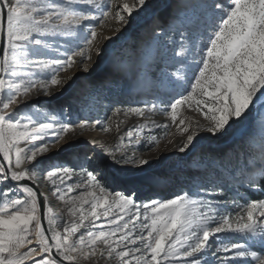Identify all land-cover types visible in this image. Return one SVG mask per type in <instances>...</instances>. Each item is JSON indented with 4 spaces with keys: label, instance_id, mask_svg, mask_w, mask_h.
Returning <instances> with one entry per match:
<instances>
[{
    "label": "snow or ice",
    "instance_id": "6c2138e0",
    "mask_svg": "<svg viewBox=\"0 0 264 264\" xmlns=\"http://www.w3.org/2000/svg\"><path fill=\"white\" fill-rule=\"evenodd\" d=\"M109 2L0 0V264H75L78 257L93 255L99 244L101 256L107 253L116 264H264V198L249 200L236 192L245 202L231 201L239 209L234 217L223 211L229 202L217 199L229 183L264 193V121L258 138L246 137L239 150L234 147L222 157L206 154V172L211 169L223 182L205 179L195 191L171 198H153L149 187L142 192L147 199L140 201L137 192L162 179L150 170L151 160L126 153L117 157V148L107 150L95 140L79 145L65 134L108 127L98 119L73 118L71 105L49 109L23 99L32 89L37 96L54 98L73 79L60 72L77 64L88 71L85 61L97 37L91 22L107 19L103 8ZM193 7L202 24L196 33L164 27L153 17L150 46L157 72L150 75L168 89V99L151 107L170 110L173 122L181 105H194L202 114L206 126L179 121L186 138L176 149L192 154L199 166L200 154L193 153L201 131L224 142L264 116V0H199ZM152 8V0H125L115 16L130 24ZM176 63L184 65L183 71L169 72ZM52 86L59 93L50 91ZM11 105L15 108L6 111ZM146 107L127 112L143 116ZM132 138L129 130L127 139ZM240 152L246 159L237 176L230 165ZM50 153L63 158L53 160ZM129 163L137 166L125 168ZM41 178L76 219L54 217L48 197L25 182ZM236 237L243 242L229 243Z\"/></svg>",
    "mask_w": 264,
    "mask_h": 264
},
{
    "label": "rangeland",
    "instance_id": "374dc122",
    "mask_svg": "<svg viewBox=\"0 0 264 264\" xmlns=\"http://www.w3.org/2000/svg\"><path fill=\"white\" fill-rule=\"evenodd\" d=\"M189 1L190 0H161L157 3L154 2L152 3L153 8L151 9L149 14L136 17L130 24H125L123 22L120 24L116 19L115 13L118 10L119 6H122L125 0H110L108 5L103 8V10L108 12L109 14L107 19L103 23L97 21H93L91 23L95 26L97 37H113L111 40L114 42L125 39L124 43L119 44L114 53L112 55L109 54V57H101L102 62H94L92 59L94 50H90L89 55L91 56V59L85 61L89 66L87 72L83 71V65L80 64L74 65L69 70L60 72L59 75L61 77H73V79L69 81L70 87H68L63 92V94H61L64 97L60 98L59 101L61 102L56 104L53 108H49V106L48 108L60 109L71 105L70 110L73 118L86 116V119L89 120L98 119L101 121H106L108 119L109 121H112L115 119V114H113L112 112L117 111L121 107L124 114L130 113L127 112V109L134 107L135 104L133 105L129 102V100L136 101V98L138 96H146V99H158V102H156V104L159 103L160 99L167 100L168 89L163 88L164 91L156 90L158 89V84L154 83L155 77L152 75L151 79L148 80L149 83L153 84V89H151L150 91H130L128 88L129 84H131L133 81L142 83L143 73L157 72V69H154V63L149 61L153 59L154 45L150 46L151 32L152 28L154 27L153 17H159V23L164 27H168L170 24L174 26V22L176 20L175 17L178 14L180 8H183L184 3ZM103 2L104 0H101L102 5ZM127 2L131 3V0H127ZM171 3H173L172 8H170ZM179 3L181 7L179 6ZM175 25V27H180V22H175ZM199 26H201V22H199V24L194 23V27L189 30H193L192 32L195 33L197 31L196 28ZM117 29H119L120 31L117 32ZM85 31H87V29H85ZM156 31L159 32V28H157ZM175 38L179 40L178 36ZM96 41L98 42L99 38L96 39ZM106 46L107 48H109L108 50H111V44L108 43L106 44ZM106 58L108 60H106ZM196 59L198 60L199 57H197ZM104 62H108L106 66H101L98 70L93 71L96 64L102 65ZM119 69L122 71L121 77L116 76L115 74V72ZM135 71L137 72L136 77L133 76ZM168 71H175V67L169 68ZM50 91L59 93V89L55 86H52L50 88ZM156 92L157 94H159L156 95ZM33 95H37V93ZM31 99H35L33 103L39 102V100L43 99L54 100V98L48 97L43 93H40L39 96L28 98L29 101ZM191 108L196 112H199L198 110H196L194 105H192ZM155 110L156 117L162 119L163 116H165H161L160 108H155ZM200 115L202 114L200 113ZM201 117L203 122L204 118L203 116ZM198 119L201 121L199 116ZM128 120H131L130 116L125 117V121H127L126 124L124 121L123 123L113 126V129L119 132L118 136L112 141L113 146L111 147L112 149H118L115 152V155L117 157H119L122 153H126L129 158L135 157L137 154L141 153L146 155L151 152V150H153L151 146H148L151 144V142H149L150 139L151 141L154 139H158V142L163 140L166 129L163 127L164 124L161 123V127L152 126L150 128L151 131L146 135V137H144L141 142L136 143L134 140V129L130 127L128 128ZM262 121H264V119L259 118L256 121L255 125H252V127L246 130V132L239 133V137L232 141L227 140L224 142H218L216 140H213L209 135L202 136L200 144L197 146L193 153L200 154L201 159L198 167H204L202 172H198L199 168L196 167V164L192 163V154L184 155L176 151L178 146V144H174V142L177 140L176 137L172 141L173 146H171L169 149L158 147L157 157H159V159H156L152 162L150 170L155 175L162 177V179L152 183L151 185H146L144 186V188L138 191V200L143 201L147 199V197L143 195L142 192L147 191L149 187L152 190L153 198H156L157 196H160L162 198H171L172 195L179 194L181 191H195L197 189V186L200 185L202 181H205V179H215L218 183L223 182V180L219 179L215 173L211 172V169H208V171L206 172L205 167L209 163V161L205 158L206 154L210 152L214 156L222 157L225 152H230V150L234 147L239 150L241 142L246 137H249L251 135L258 138L259 125ZM129 130L133 132V138L131 141L127 139V133ZM102 132L106 131L102 130ZM101 145H103L105 149L110 150L108 142L107 144L104 143ZM123 146L124 149L121 150ZM62 158L63 154L51 157V159L53 160H60ZM245 159L246 157L243 152H240L239 157L235 155L232 156V164L230 165V167H236L235 174L237 176L239 175L240 170L244 167ZM69 166L71 167L72 165L69 163ZM136 166V164L129 163L125 165V168L132 169ZM38 181L40 183L42 192L50 198L48 206L53 207L54 213H58L55 217L57 219H63V216H65L66 220L67 218H70L71 220L76 219V217L70 216V214L67 212V205L64 203V201L58 200L56 196L52 194L50 183L43 178L39 179ZM74 181L80 180L74 179ZM115 191H122V189L116 188ZM216 191L219 192L220 189H216ZM236 192H239L242 195L246 196L249 200L264 198V193L251 191L245 187L237 188L232 183H229V187L227 189H224V195L222 197H217V199H223L229 202L223 211L226 213H230L233 217L235 216L236 212L239 211V209L232 207L231 201L235 199L237 203L242 204L245 202L235 195ZM87 223L88 221L85 222V224ZM214 226L215 225H213V227ZM60 231L63 234L62 227ZM83 231L84 229L80 230V232ZM80 232H78L76 235L78 236ZM73 238L75 239L76 237ZM34 239L35 238L33 237V241ZM232 242L238 241H236V238H233L231 241H229V243ZM101 248H103V245L99 244L97 250L93 255L80 256L77 258V261L75 263L116 264L115 259H109L107 257V253H105L104 256H101ZM23 250L25 249H22V251Z\"/></svg>",
    "mask_w": 264,
    "mask_h": 264
},
{
    "label": "bare ground",
    "instance_id": "6f19581e",
    "mask_svg": "<svg viewBox=\"0 0 264 264\" xmlns=\"http://www.w3.org/2000/svg\"><path fill=\"white\" fill-rule=\"evenodd\" d=\"M160 1L161 0H152V3H154V2L157 3V2H160ZM197 2H199V0H190L189 2H185L183 8L181 7V5L179 3V6L181 8H180L178 14L175 17V19H176L175 22H180V27L183 26L181 28V30H184L185 28L186 29H191V28L194 27V23H196V24L198 23L199 24V22H201V17H200L199 10L193 7V5L197 4ZM172 7H173V3L170 4V8H172ZM118 22L120 24L122 23L120 21H118ZM175 22H174V26H176ZM196 29H197L196 32L200 31L202 29V24H201V26L197 27ZM98 38H99V41L97 42L96 39H98ZM105 38L106 37H104V36L96 37L95 41L93 42V44L91 46L90 50H94V53L92 54V59H93L94 62L95 61L96 62H102L101 57H105V56L109 57V54L112 55L114 53V51L117 49V47L119 46V44H122L125 41V39H121L118 42H114L112 40L111 41H107ZM108 43L112 45L111 46L112 47L111 50H108L109 48H107V46H106V44H108ZM177 51H179V49H177ZM107 58H106V60H108ZM76 59L78 61L79 57H77ZM149 61L152 62V60H149ZM149 61H148V63H149ZM107 63L104 62L102 65L101 64H96L95 68L93 69V71L94 70H98L101 66H103V67L106 66ZM154 65H155L154 69L156 70L157 69V65L156 64H154ZM175 65H176L175 66V71H173V72H176L178 69L183 71L184 65L179 64V63H176ZM159 67L162 68L163 64L159 65ZM138 71H141V70H138ZM136 73L137 72L135 71L134 75H133L134 77H136V75H137ZM115 74H116V76L121 77L122 76V71L119 69V70H117L115 72ZM142 75H143L142 76V78H143L142 79V83L133 81L131 84H129V88L128 89L130 91H134V90L135 91H141V90L150 91L151 89H153V87H152L153 84L149 83V81H148V80L151 79L150 72H145ZM157 88L158 89H156V90H158V91H164V89L162 87H160L159 85H157ZM188 90L190 91V88ZM36 93H37V89H32V90L29 91L27 96L23 97V99L28 100V98H30V97H35L37 95H33V94H36ZM158 94L156 92V95H158ZM184 94H187V93L185 92ZM62 97L63 96L61 94H58L56 97H54V100L53 99H43V100H39V102H36L35 104H37L38 106H43V107H48L49 106V108H53V107H55L56 104L61 102L59 100ZM57 98H59V99H57ZM146 98H147L146 96H142V97L138 96L136 98L137 99L136 101L135 100H129L130 103H132L133 105L135 104L134 107H137V106L144 107L145 103H147L148 107L145 108L143 116H136L134 113H125L124 114L122 112L123 109L121 107V108H119L120 109L119 111H113V112L111 111L113 114H115V119L114 120L109 121L107 119L106 121H102V123H104L109 129L106 132H102V129L99 126H97V127L89 126V127L85 128L83 131H81V130H79L77 128L74 131L65 134V137L68 138V139L76 140L79 145L84 144L88 140H95V141H97V144L99 143L98 145H101V144H104V143L107 144V142H108V146H109V148L111 150L112 149L111 147L113 146L112 141L119 134V132L117 130L113 129V126H115L117 124H120V123H123L125 121V117L126 116H130L131 117V120H128V124L127 125H128V128L130 127V128L134 129V140H135L136 143L141 142L142 139L144 137H146V135L151 131L150 128L152 126H156L157 127V125H160L161 123H163L164 125L167 124L169 126L165 130L166 132L164 134L163 140L159 141L154 146H151V148H153L154 151L151 150V152H149L146 155L141 153V154H137L135 156V158H137V159H149V160H151L153 162L154 160H156V158L158 156L157 155L158 147L169 149L171 146H173L172 141L175 139V137H176L177 140L174 142V144H180V142L186 138V134L181 133L180 127L178 126L179 125V121L181 119L184 120L185 125H191V126H195V125L206 126L207 125L205 119L202 122V117H201L202 115H200L199 112H196L194 109H192L191 106H189L188 104L178 106L177 117H176V121L175 122L172 121V116H171V111L170 110L167 111V112L161 110L160 111L161 116H163V115H165V116H163L162 119L158 118V117H156L155 108L151 107L153 104H156V102H158V99H154V98L146 99ZM34 100L35 99H31L30 101L34 102ZM13 108H15V105H11L6 111H12ZM197 115L200 117L201 121L198 119ZM41 118L43 119V117H41ZM77 118L80 119V120H83V119H86L87 117L86 116H81V117H77ZM260 118L264 119V116H262ZM126 123H127V121H125V124ZM251 127L252 126H249V127L245 128V129L240 130L239 132L236 133V135L234 137H232L229 140L232 141V140L237 139L239 137L238 136L239 133L246 132V130L250 129ZM200 135L202 137V136L208 135V134L206 132L201 131ZM258 136H259V134H258ZM152 141H151V139L149 140V142H152ZM60 143L62 144V143H64V141L61 140ZM51 147H54V146H51ZM88 147H93V146L92 145H88ZM122 149H124V146L121 148V150ZM49 155L51 157H54V156H57V155H60V154H52V153H50ZM196 167H198V166H196ZM198 168H199L198 172H202L204 167H198ZM32 182L36 186H38V189L40 190V192L43 193L41 188H40L39 181L38 180H34ZM73 182L78 183V184L81 183V181H73ZM81 186H82V184H81ZM49 202H50V198L48 197V203ZM48 207L52 208V214L55 217L58 213H54L53 207H51V206H48ZM63 219L66 220L65 216H63ZM66 221L67 222H71V219L67 218ZM81 229H83V227H81ZM236 241L243 242L239 237H236ZM33 243L35 244V239H34ZM254 250L260 251V249L258 247L255 248Z\"/></svg>",
    "mask_w": 264,
    "mask_h": 264
},
{
    "label": "water",
    "instance_id": "95a60500",
    "mask_svg": "<svg viewBox=\"0 0 264 264\" xmlns=\"http://www.w3.org/2000/svg\"><path fill=\"white\" fill-rule=\"evenodd\" d=\"M25 182H26V183H30V184L36 186L32 181H25ZM38 190H39V189H38ZM39 192H40V190H39ZM42 225H43L45 228H47L46 219H44L43 217H42ZM75 264H77V263H75Z\"/></svg>",
    "mask_w": 264,
    "mask_h": 264
}]
</instances>
